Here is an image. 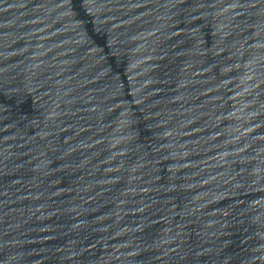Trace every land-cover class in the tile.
<instances>
[{"label":"water","instance_id":"obj_1","mask_svg":"<svg viewBox=\"0 0 264 264\" xmlns=\"http://www.w3.org/2000/svg\"><path fill=\"white\" fill-rule=\"evenodd\" d=\"M0 264H264V0H0Z\"/></svg>","mask_w":264,"mask_h":264}]
</instances>
